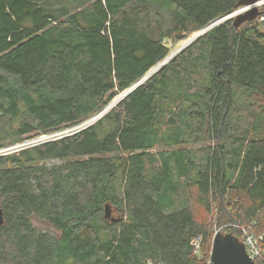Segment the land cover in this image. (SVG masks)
Instances as JSON below:
<instances>
[{"label": "trees", "instance_id": "16d2710c", "mask_svg": "<svg viewBox=\"0 0 264 264\" xmlns=\"http://www.w3.org/2000/svg\"><path fill=\"white\" fill-rule=\"evenodd\" d=\"M240 1L0 0V150L94 119ZM0 208V264H208L214 226L264 231V21L214 27L87 128L0 156Z\"/></svg>", "mask_w": 264, "mask_h": 264}, {"label": "water", "instance_id": "95a60500", "mask_svg": "<svg viewBox=\"0 0 264 264\" xmlns=\"http://www.w3.org/2000/svg\"><path fill=\"white\" fill-rule=\"evenodd\" d=\"M263 1L261 0H241L238 4V9L229 14L228 16L219 18L211 22L209 26L204 28L202 31L198 32L193 38L188 40L185 46L181 47L177 52L167 57L163 62H161L158 66L153 68L148 74H146L138 83L132 86L130 89L125 91L120 95V101L124 100L127 96H129L136 88L142 85L145 81L155 75L159 70L164 68L170 61L175 59L179 54L183 53L189 46L195 43L198 39H200L207 32L212 30L214 27L228 21L233 20V24L236 28H239L243 24L258 19L261 16V12L259 10L260 5H263ZM217 22V24H216ZM216 24L214 27H212ZM212 27V28H211ZM117 100L113 101L106 110H104L101 114L96 116L91 122H96L98 119L102 118L103 114L112 109L118 103ZM92 124V123H91ZM113 209L111 206H107L105 210V218L112 222H120V218L113 216ZM5 222L4 211L0 208V228L3 226ZM211 259L213 264H255L254 261L249 258L245 245L242 244L238 238L233 235H223L219 234L214 238L212 243V254Z\"/></svg>", "mask_w": 264, "mask_h": 264}, {"label": "built area", "instance_id": "2783aa9c", "mask_svg": "<svg viewBox=\"0 0 264 264\" xmlns=\"http://www.w3.org/2000/svg\"><path fill=\"white\" fill-rule=\"evenodd\" d=\"M91 123L93 122H90V124L89 123L84 124V125L82 124L78 127L73 128V130L70 129L65 132H59V133L52 134V135H43L41 138V143L57 140V139H60L66 136L76 134L80 132L81 130L90 126ZM36 145H40V143L38 142V139L33 142H27V144H21V145L10 147L4 150H0L1 152L0 156L4 154H8V153L18 152L24 149L25 147L36 146ZM213 218L214 220L217 218L216 212H214ZM256 226H257L256 222L252 224V226H248V227L239 226V225H230L227 227L231 228L232 230L233 228L236 230V232H230V233H226L223 231L225 227L220 228L218 226H214L213 240L218 235V233L223 234V235H228V234L233 235V236L236 235L238 240L240 239L242 244L245 245L249 258H251L255 264H264V231L260 233L257 232ZM202 243H203L202 237H198L192 240L191 244L196 254H200ZM147 264H153V263L148 262ZM208 264H213L212 259L210 262H208Z\"/></svg>", "mask_w": 264, "mask_h": 264}, {"label": "rangeland", "instance_id": "374dc122", "mask_svg": "<svg viewBox=\"0 0 264 264\" xmlns=\"http://www.w3.org/2000/svg\"><path fill=\"white\" fill-rule=\"evenodd\" d=\"M261 1H263L264 2V0H261ZM264 8V3H263V5H260V7H259V10H260V12L262 11V9ZM260 21H264V16L262 15V16H260ZM196 34H198V33H196ZM196 34H194V35H192L189 39H187V40H185V41H182V42H178V43H172L171 41H167V45L169 46V48H170V51H171V53H170V56L172 55V54H174L175 52H177L181 47H183V46H185V44H187V42H188V40H190L191 38H193ZM194 44V43H193ZM192 44V45H193ZM191 45V46H192ZM190 47V46H189ZM185 51V50H184ZM180 55V54H179ZM178 55V56H179ZM120 98V96H118L115 100H117L116 102L118 103L119 102V99ZM114 100V101H115ZM115 107V106H114ZM106 110V109H105ZM108 112V111H107ZM106 112V113H107ZM105 113V114H106ZM104 115V114H103ZM90 122H91V120H88L87 122H85L84 124H87V123H89L90 124ZM83 124V125H84ZM67 130H70V129H67ZM67 130H64V131H61V132H65V131H67ZM71 130H73V129H71ZM41 138H42V136H40V137H38L37 139H38V142L40 143V144H43V143H41ZM36 138L35 139H33V140H30V141H26V142H24L23 144H27V142H33V141H35V140H37ZM21 145V144H20ZM32 147V146H31ZM156 152V151H155ZM0 154H1V152H0ZM214 216V215H213ZM213 216H212V219L211 220H214V218H213ZM115 217H117V218H119V215L115 212ZM39 224H41V223H38V225ZM234 237H236V235L234 236ZM237 238V237H236ZM239 241L241 242V240L239 239ZM242 243V242H241Z\"/></svg>", "mask_w": 264, "mask_h": 264}, {"label": "bare ground", "instance_id": "6f19581e", "mask_svg": "<svg viewBox=\"0 0 264 264\" xmlns=\"http://www.w3.org/2000/svg\"><path fill=\"white\" fill-rule=\"evenodd\" d=\"M216 24H217V22H216ZM216 24L214 23V25H213L212 27H214ZM212 27H211V28H212Z\"/></svg>", "mask_w": 264, "mask_h": 264}, {"label": "flooded vegetation", "instance_id": "af4514ba", "mask_svg": "<svg viewBox=\"0 0 264 264\" xmlns=\"http://www.w3.org/2000/svg\"><path fill=\"white\" fill-rule=\"evenodd\" d=\"M113 216H115V212H113Z\"/></svg>", "mask_w": 264, "mask_h": 264}]
</instances>
